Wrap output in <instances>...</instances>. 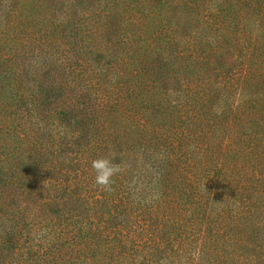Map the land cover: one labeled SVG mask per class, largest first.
I'll use <instances>...</instances> for the list:
<instances>
[{
    "label": "trees",
    "instance_id": "1",
    "mask_svg": "<svg viewBox=\"0 0 264 264\" xmlns=\"http://www.w3.org/2000/svg\"><path fill=\"white\" fill-rule=\"evenodd\" d=\"M59 3L0 0V264H87L90 210L117 264H264V0Z\"/></svg>",
    "mask_w": 264,
    "mask_h": 264
},
{
    "label": "rangeland",
    "instance_id": "2",
    "mask_svg": "<svg viewBox=\"0 0 264 264\" xmlns=\"http://www.w3.org/2000/svg\"><path fill=\"white\" fill-rule=\"evenodd\" d=\"M59 3L56 12L57 17L65 16L69 11L75 8H85L88 10L87 23L94 22L98 14H103L106 8H110L109 0H56ZM77 4L75 7L74 5ZM214 10H216L214 8ZM101 22V17L98 19ZM97 21V22H98ZM99 22V23H100ZM89 25V24H88ZM92 190L101 194L100 198L103 199L102 194L105 191L100 190L97 186L93 185ZM116 227L117 219H109V215L100 211L90 210L87 216V241H86V256L87 264H117V250H109V240L115 239L117 236L111 232V228ZM38 238V235H35ZM35 238V239H36ZM161 264H164L161 263Z\"/></svg>",
    "mask_w": 264,
    "mask_h": 264
},
{
    "label": "clouds",
    "instance_id": "3",
    "mask_svg": "<svg viewBox=\"0 0 264 264\" xmlns=\"http://www.w3.org/2000/svg\"><path fill=\"white\" fill-rule=\"evenodd\" d=\"M91 167L95 171L94 185L102 191H112L114 177L123 171V168L113 163L112 158L101 156L93 159Z\"/></svg>",
    "mask_w": 264,
    "mask_h": 264
}]
</instances>
